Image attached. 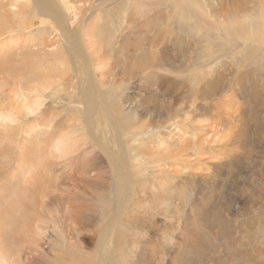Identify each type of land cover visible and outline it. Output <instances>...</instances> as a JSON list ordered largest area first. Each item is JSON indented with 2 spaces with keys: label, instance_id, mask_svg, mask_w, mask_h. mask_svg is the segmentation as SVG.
I'll return each mask as SVG.
<instances>
[{
  "label": "rangeland",
  "instance_id": "1",
  "mask_svg": "<svg viewBox=\"0 0 264 264\" xmlns=\"http://www.w3.org/2000/svg\"><path fill=\"white\" fill-rule=\"evenodd\" d=\"M14 1L15 0H0V2L3 3V7H6V5H7V7L4 10L11 12L13 14L12 16H16V13H18V10L23 8L22 5L20 7H18V5H17L15 11H12L11 7L8 5V3L9 2L12 4L16 3V1L15 2ZM108 1H110V2H108ZM138 1L142 3L141 4L142 6H140V4L139 5L136 4ZM21 2H23V1H21ZM104 2L106 3L103 6L104 8H105V5H107L108 3H109L108 6L115 5V3L116 4L117 3H123L124 5H123V15L120 17V19L116 18L115 23L111 22V21H110L111 24L108 23L109 21L106 20L107 18H105L103 16V18H102L103 22L101 21L100 25H102L101 30H103V29L104 30L101 31L102 33H100V32L97 33L98 37H99V34L102 37H99V38L97 37L96 38L97 40H94L91 37H89V39H91V40L88 39L91 42L94 41L92 46L95 44V49H94V46L92 48V46L90 45L91 43H89V45L91 47L87 45L88 49L92 53L95 51H98L101 54H102V52L103 53L106 52L104 55L103 63H101V65L97 66L95 69L98 76H99V74L101 75L102 83L100 84V87L102 89L104 88L101 91V94H103L102 95L103 99L109 105H114L117 101H120V102L122 101V103H125L124 101L132 100L133 98H135L134 100L137 101L136 98H138L137 93L139 92V89H140L141 95H144L148 92V90L150 88L149 91H152V93L158 97L156 101H153L151 103L152 106L154 104V108L157 106L156 111L160 112V110H162V109L167 110V108L169 106H172V104H173L174 109H177V108H181V109L179 111H177V113L172 111L171 114H169V116H168L169 121L167 123L166 128H163V127L152 128L148 132L150 135L151 134H158L159 136H162L160 138L165 139L167 141V144L165 146L164 145L160 146L158 143L153 142L150 145H148L149 147L146 149L152 150L151 152L156 153V155L158 154V157H161L162 155L166 154L167 150H169V149L171 151L177 150L178 144L179 145L184 144V143L187 145L192 144V139H191L192 135H194L193 137L196 138L195 142L197 141V143H198V146H195L194 144H192L193 146L191 145V147L188 146L190 148L187 149V151L185 152V157H184V159L185 158L187 159V162H191V164L194 166L195 169H193V167L190 168V170H189V168H187V170H185L181 173L178 171V168H176V167L175 168H168V169H170L169 172H170L171 176L173 177V178H171V184L176 188L175 190H173L174 194L170 193V197L168 199V202L164 206L165 210H167L168 212L163 211L164 209L163 210L161 209L162 201L160 199H158V201L156 202L157 204L159 203L158 205H156L157 208L150 209V206H149L150 205V198H149V199H147V201L145 200L144 202L140 203L139 214H140V216H143L142 219H143V221H145L144 226L142 228H141V223H139L138 228H136V230H134L133 228H130V227L126 228V226H124V225H120V230L124 234H128V235L133 234L136 237H138L135 240V245L132 248H129V245H126V244L124 245V247H123L124 253L122 255V257H123L122 258V264H223V263L230 264L233 261L229 257L227 251H225V250L222 251L221 250L222 247L220 250L217 251V248H216V247H220L222 245V243L224 244L225 237H221L219 235L218 228L216 226H214V224H213V221H212L214 219L213 215H214V213H216L215 211L219 212L218 210H215V208H218L219 206L221 207V205H220L221 203L225 204L221 207V209L223 210V218L226 217L227 221L231 225L232 224H238L237 226H234L236 228L235 231H234V229L231 228L232 229V231H231L232 236L236 239H246L247 235H248V237L252 236L248 233L245 236V230L247 228L243 231H239L238 229L240 227L239 225H243L249 220V218L251 217L250 216L251 211H254L255 209L253 207L252 208L248 207V206H251V204H249L248 206L245 205V203L242 202L243 200L242 201L239 200L236 197L237 195L234 194V192H232V194L230 193L231 195L226 196V194L222 191L224 193V195L221 197V196H218L219 192L217 191L216 192L217 194L216 193L213 194L214 198L210 199L208 201L210 204V206H208V207L210 209L207 208L205 211H203V210H201V207H203L205 205L204 199H205L206 195L210 196L208 191H205L202 194V192L198 189V186H196L195 189L191 192L187 191L188 192L187 194H185V192H184V194L179 195L177 192L175 193V191L177 190V185L179 184L180 178H184L181 174H184V176H186V174L190 171L188 173V175L190 173H193V174H196L197 176L201 177V176H206L207 173L212 171L211 168L209 167V165H207V163L210 162L211 159L214 157V155L217 154V152H216L217 150L215 151V149L218 148L217 145H219V142H220V141H218L220 138L216 142H214V143L212 142L214 140V136L217 135V134H215L217 129H214V128H217L218 124H220L221 119L224 117L225 118L230 117V121H231L232 125L237 126V123H236L237 116L240 114H245V113L241 112L244 110H247V115L249 117V125H250V127H251L250 129L252 131L254 129L258 128L257 126H258L259 121L262 123V126H263V129L261 130L262 132H261V139H260L262 141V145L261 144L255 145V143H254L255 139H253L252 136H250V138H246V140H244L246 142L248 139V141H250V143H254L255 150H256L254 152L251 151L252 153H249L250 154L248 156L249 161L246 160L244 163L246 164V166L248 165L249 167H251L250 170H253V173H259V174L264 173V158L261 157L262 154H264V151H262V149L264 148V132H263L264 131V98H263V96H264V87H263L264 86V44L259 45V44L251 43L249 46V49L251 48L250 50H252L253 52L255 50V52L254 53L252 51L250 52V50L248 48L246 49V52H245V48L242 49V47L244 46V42H243L244 40L242 39L243 36H245L244 31H242L240 29H236L233 32H231L230 29H228V27L225 24V23L228 24L229 20L232 21V18H234V17L239 19L240 17H249V16H251L250 14H255L256 11L258 12V10H260L262 7H264V0H194V2L199 4L200 8H198V9L187 8V11L189 12V14H187V16L186 15L182 16V18L180 16H178L174 11L175 10L174 9V7H175L174 0H157V1L156 0L155 1L149 0L148 1L150 4L149 6H147L148 2H147V5L144 6V4H146V0H119V2H118V0H114V2H113V0H104ZM154 2L156 3V5H154L155 4ZM94 3H96V4H94ZM98 3H99L98 1L97 2L95 1L92 3L91 12H89L90 14L88 15L89 18H92L95 16L96 11H97L96 7H98ZM74 4L76 7L82 8L81 3L76 2ZM230 5L233 7H231ZM152 6H154V7H152ZM156 6H158V7H156ZM30 7L26 11L27 14L21 15V16L18 15V16H16L15 19H13V23L7 22L5 24V25L11 24V25L18 26L19 24H21L22 20L23 21H30V22L33 21L34 25L30 31H28V32L23 31L20 33H18V32L15 33L16 36H18V34H19L23 40L19 43H18V41L13 42L12 44H9V42L6 43L7 40L5 38L0 40V105L3 104V106L8 105L11 100H14V101L16 100L14 98V92L16 91L15 86L17 84V81L14 78H11L12 75L9 73V69L17 71V74H13L14 77H17V76L19 77V75L24 74L23 72L25 70L27 71L28 68H30L31 62H35V58L32 57L33 56L32 52H36L35 54H39L38 49L39 48L42 49V47H43V46H40L41 40H40V42L36 43L37 39H42L41 35L44 33L43 32L41 34L40 31L36 32V30H38V29L40 30V28H39L40 27V25H39L40 16H38L36 14V11L32 12V10H34V7H35L34 5L32 6V8H30ZM92 8H93V10H92ZM106 8H107V6H106ZM204 8H205V10H204ZM158 9H159V11H158ZM165 9H167V10H165ZM235 9H237V10L235 11ZM239 9H241L240 10L241 12L239 11ZM167 11H168V13H166ZM169 12H170V14H169ZM66 13L69 16V21L71 23H73V24L77 23L78 12L76 13L74 8L67 7ZM176 16H178V17H176ZM185 17H186L187 21H186ZM100 20H101V18H100ZM188 20H190V23ZM161 22H163V23H161ZM121 24H123V25L121 26ZM225 26L227 29V34L229 36L226 35ZM42 27L47 28L46 36L50 37L52 35L51 31L49 30V29H51V28H49L50 26L45 25ZM158 28H160V30H158ZM190 29H191V31H189ZM193 30L195 32H192ZM196 30H198L199 32L209 31L211 36L208 38L202 37L200 34L196 33ZM158 32L161 34L158 35ZM30 33H33L34 35L31 36ZM181 33L183 34V36ZM217 33H218L219 37H218ZM221 33L223 34L224 38L221 35ZM230 34H231V36H230ZM160 35H162V36H160ZM16 36H15V38H16ZM188 36H189V38H188ZM167 37H169V38H167ZM180 37H182V38L180 39ZM101 38H103V40L105 38L104 41H107L106 40V38H107L109 40L108 43L107 42L105 43L103 41L104 43L101 44L102 41H100V42L98 41ZM153 38H155V39L153 40ZM7 39L11 40L10 38H7ZM178 39H179V43L177 41ZM232 39H233V41H232ZM175 40H176V42H175ZM95 41L100 43L99 48L96 45L97 43ZM152 41H154V43H152ZM169 41L170 42L173 41L175 49L173 48L172 42L170 44ZM182 42H185V43H182ZM208 42L212 43V44L209 45ZM232 42H234L235 44ZM242 42H243V44H242ZM107 44H110V45H108L110 47H106L107 48L106 49L104 46H106ZM116 44H117V46H116ZM157 44H158V46L155 47ZM182 44H184V45H182ZM207 44H208V46H207ZM233 44L235 45V47ZM102 45H103V48H101ZM152 45H154V46H152ZM164 45L167 46V47H165L166 49L164 48ZM169 45H171V47ZM248 45H249V43H248ZM184 46H185V48H184ZM152 47H154V48L151 51H158L159 54L161 53V51L163 52V53H161V55H163V57H165V58H167V60H169L170 66H163L162 67L163 69H161V66H159V65H156L155 69H154V67L148 68V65H146L145 61H142V59H144L146 57L145 55H146L147 51H150V49ZM200 47H201V49H200ZM118 48H120V50ZM176 49H178V50L176 51ZM192 49H193V51H192ZM111 50H113V52H111ZM165 51H166V53L169 52L170 56L167 54L168 56L166 57V54H164ZM178 51L180 52L179 54H178ZM207 52H208V55H207ZM216 52H217V54H216ZM5 53H6L7 57H6V55H4ZM220 53H221V55H220ZM108 54H112V55L109 56ZM181 54H183V56ZM196 54L198 57L196 56ZM200 56H201V58H200ZM204 58H206V59H204ZM53 59H54V57L51 60H53ZM109 59H110V61H109ZM182 59L184 60L185 63L183 62ZM116 60H117V62H116ZM187 62H188V64H187ZM198 62H200V63L198 64ZM191 64H193V65L196 64L194 66L192 65L193 69L192 68L189 69V67H191ZM256 64H257V66H256ZM173 65H174L175 70H176L175 72L173 69L174 67L172 68ZM213 66H214V68H213ZM234 66L236 67V69ZM165 67H166V69H164ZM170 67L172 68V70ZM202 68H205V69L203 70ZM152 69H154V70H152ZM182 69H183V71H182ZM19 70H21V72ZM145 70H147V71H145ZM191 70H192V73H191ZM213 72H214V74H213ZM250 73H251V75H250ZM178 74H180V75L182 74V76H180ZM15 75H17V76H15ZM152 75H154V76H152ZM162 75H163V77H161ZM169 75L171 78L169 77ZM218 75H220V76H218ZM150 76H152V77H150ZM233 76H235V77H233ZM74 77H75V75H74ZM156 77L158 79L159 78L170 79L173 81V83L177 80V82H176L177 86H176L174 93H171V94L167 93L165 91L166 87L162 86ZM209 77H210V79H209ZM112 79L116 83L121 82L120 87L117 86V84L111 85V84L106 83L107 81H109V80L111 81ZM186 80H187V82H186ZM75 81H76L75 78L71 79L69 81L68 86L64 85L65 88L70 87V90H73L72 85L74 86ZM156 81H158V82H156ZM208 85H209L210 89L208 88ZM151 86H152V88H151ZM115 87H118V89H115ZM122 87H123V89H122ZM160 87H161V89H159ZM194 87H196V88H194ZM191 88H193V89H191ZM211 88H212V90H211ZM203 89H205V90H203ZM76 90H74L73 94L69 95L68 97L65 95L61 96V98L63 99L62 102H60V100H56L54 102L53 99L46 97L45 107H43V109L39 115L32 116L33 118H30V119L23 118L22 119L21 117H19V119H18L19 121L17 120L16 122H13V123H10L9 120H7L6 122H2L3 118H0V122H2V123H0L2 125V127H0V153L4 152V150H7V149L10 150V148L12 149V146H13L14 150H13L12 155H13V157H15L16 151H17V143H18V141H21L20 140L21 138H24V135L22 136V130L24 131L25 128L29 129L30 126H32L33 123L38 120L39 121V124H38L39 128H36V130H34V131H36V132L39 131L38 134L40 135V139L43 142H45V140H48V138H49L48 141L51 142V144L53 145L55 139L57 137H59V135L62 132L66 131L65 129H67V128L65 127V125L70 126V125L75 124L76 128H74V135H72V137L77 140L76 146H77L78 153L85 151V150H88V151L92 150V153L97 154L99 156L101 155V157H102V153L99 152L95 148V146L92 143V139L85 132L86 129L80 127V122L78 120L79 116L77 115V111H76V107H80V105L78 104L77 101L76 102L69 101V99L71 97L76 96V94L78 93V90L77 91ZM162 90H164V92ZM192 90H194V91H192ZM211 91H213V92H211ZM184 92H186L189 96ZM121 93L123 94L122 95L123 100H121ZM223 93L225 94V97L222 96ZM61 94H63V93H61ZM111 94H113L112 97H111ZM128 94H130L129 95L130 98L125 100V96H128ZM208 95H210L211 97ZM258 95L262 96V97L260 98ZM159 96H162L163 98L162 97L159 98ZM109 97H111V98H109ZM184 97H185L186 101H185ZM255 97H257V98L255 99ZM212 98H213V102H211ZM74 99H76V98L74 97ZM255 100H256V102H255ZM169 101H171V102H169ZM187 101H189V102L187 103ZM195 101H196V103H195ZM223 101L225 102V104L227 103V105H225L226 107L224 106ZM133 103H135V102L129 103V106H130V104L132 105ZM205 105H206V107H205ZM242 105H244V106H242ZM166 106H168V107H166ZM191 106H192V108H191ZM72 107L74 108V110L72 109ZM162 107H164V108H162ZM67 109H71V110H69L67 112ZM194 109L197 111V113ZM193 110H194V112H193ZM251 110H253V111H251ZM2 112H4V111H2ZM2 112L0 111V113H2ZM200 112H202V114ZM226 112H228V113H226ZM130 113H132L134 116H136L135 113H133V112H130ZM192 113H195V114H192ZM203 114H204V116H203ZM189 116L191 118H189ZM186 117H188V118H186ZM130 119H132V118H130ZM191 119H192V121H191ZM50 120H53V121H50ZM62 120H64L65 125H59L58 126L57 122H60ZM186 120H187V122L189 120L190 123L185 122ZM200 120H202V122ZM203 120H204V122H203ZM123 121L127 122L128 120L124 119ZM251 122H253V123H251ZM47 123H50V125L52 124L53 126L48 128ZM177 123H178V125H177ZM207 124H208V126H207ZM212 124H214V127ZM251 124H253V125H251ZM184 125H186V126H184ZM238 125L240 126V124H238ZM8 126H10V127L8 128ZM201 128L204 129V131ZM62 130H65V131H62ZM170 130H171V132H170ZM192 130L195 132L194 134L191 133ZM58 131H60V132L58 133ZM187 131H189V132H187ZM30 132H31V134H33V130ZM199 132H201V133H199ZM147 137H148V135L145 134L144 139ZM207 137H209V138H207ZM11 138H13V139L18 138L17 143L15 145L13 144L11 146V144H9ZM168 138H169V140H167ZM175 139H177V140H175ZM204 139H206V140H204ZM25 140H27V138ZM205 141L208 143L207 145H203L206 143ZM155 144H156V146H155ZM45 145H47V144L45 143L44 146ZM52 145L49 148L45 147L46 150L43 149V151L46 152L45 154H51L52 153V156L49 155L50 160H48L47 162H44V164H47V166L49 168V169H47L48 170L47 171L48 172V178L52 179L55 182L54 183L51 182V184H49L45 188L46 197H44L43 204H42L44 206V209L39 210V213H41V216L45 220V224L43 225V232L41 234V238L38 240V243H37L39 246L38 252L35 251L34 249L32 251H28L26 249V244L23 243V241H25L26 237L29 234L28 230L25 233H23V235L21 237L22 239L21 238L17 239L18 237L16 235L12 238V240L9 239L10 246L12 247V249H17V250L20 247L19 251L16 252V254L20 256V258H19L20 264H25V263L30 264L29 261L31 260V258H33V257L35 258V256L37 258L38 254H40V255L43 254L44 256L48 257V254H46L48 252V247L51 246L50 245L51 243H53V239H54L53 236H55V237L57 236L56 232L52 231L53 224L48 220L53 219L55 216V218H57L56 219L57 224H55V225L57 227H59L60 229L63 228L62 231L65 233V237H66L65 242H66V246H67L66 247L67 252H63V253L61 252L62 256L65 253L70 255V257L68 255L64 256V258L62 260L66 261L68 264H88V263L95 264V261L89 260V259H91L90 256H92V253L94 251V245H95V242L91 243V240L89 238H91L90 237L92 234L91 228H92V224H94V218H96L97 213L96 212L93 213L94 211L89 210V212H87L86 214H84L81 217V220L76 225L75 224L70 225V223L67 222L66 219L64 220V216H67L69 212L67 211V209H66L67 206L62 201V198L63 197L65 198L66 196H69L68 198H73L74 196H73L72 190H74L76 192L75 197H77V196L81 197L84 194L86 198L92 199L93 198V190H94V188L98 182L96 180L95 181H89V180H93V178H95L96 175L98 176L99 173H104V177H105V175L108 176L109 172H110L108 165H107L106 161L104 160V158L102 157L103 160L105 161L104 162L105 164L90 165V166L87 165V167L82 170V166L80 164L81 162H79L76 164L77 165L76 168L73 169V166L71 167L72 171H71L70 175L72 177L69 178V175H68L69 170L63 169L62 168V161H60V163H57L56 162L57 159H55L53 157L55 152L51 151ZM26 146L32 147L30 142H29V145H26ZM203 146L206 149L203 148ZM209 146H211V148ZM212 146H214V148ZM47 148H48V150H47ZM202 148H203V150H202ZM208 149H210V150H208ZM220 150L224 151V148H220ZM14 151H15V154H14ZM214 151H215V153H214ZM189 152L190 153L192 152V153L190 154ZM3 154L4 153L1 154L2 156H0V168L5 167L4 163H6V159H4ZM228 154H230L229 151L227 152L226 155H228ZM243 155H245V154H243ZM52 158H54V159L52 160ZM148 161H150L149 156H144L142 158V163L146 164V165L144 164L145 165L144 167H146L145 178H147V180H149L150 178H153V179L159 178L162 174H160L159 176L155 175L152 177V175H151L152 168L149 165ZM199 163H202V165L200 166ZM162 164L165 165V163H162ZM246 166H245V170H242L243 172L241 171V173H240V175L242 177H244L246 175L247 176L251 175V173L247 174V169L249 167H246ZM4 170L7 172L9 171L8 175H11V166H10V168L6 167ZM1 171H0V174L2 173ZM58 176H60L59 180L56 179V177H58ZM107 176L105 177V180H106ZM74 178L76 179V184H78V185L74 184L75 187L72 189L70 184H72L71 180H73ZM193 178H197V177H193ZM207 178H208V176H207ZM249 178H250L249 176H248L247 180H243V178H240L238 180V183L239 184L240 183L245 184L246 181L250 182ZM140 180H142V179L140 178ZM255 180L256 179L252 178V182H251V186L253 188H255V190H250L248 188L247 184H246L247 186L246 185L243 186L244 189L247 187L245 189L246 191H243V194L245 195L244 197H247L249 199V201L256 200V199L260 200V199H262L261 198L262 196L264 198V194H263L264 190L262 191V193H260L259 190H257L260 184L264 185V181L259 182L257 180L255 181ZM140 183L141 182L139 181V184ZM86 184H89V185L86 186ZM206 186H207V184H206ZM138 195L140 197L141 196L144 197L143 193L142 194L136 193L134 197H138ZM215 195H217V197ZM178 197L180 200L178 199ZM0 198H1V194H0ZM182 198H184V199H182ZM10 200H11V196H10L9 201ZM12 200H14V199L12 198ZM178 200L182 201L184 207H182L176 211V209H174V206L180 205V202ZM184 203H185V205H184ZM262 203H264V200ZM202 204H204V205H202ZM3 205L4 206L6 205V204H4V200L0 201V212H2V215L4 214L3 213L4 207H2ZM195 207L197 210L195 209ZM245 207H248L245 211L249 213V216H246V212H242V209H244ZM134 209L135 208H133L132 206L130 208H128V210L125 212L123 217L128 218V216L134 215L135 212H137V210L135 211ZM94 210H96V208ZM239 212H242L245 215L243 216V214H242V216L237 218L238 216L236 217V214H238ZM9 214H13V212H10ZM20 214H21V211H19L15 215V217H18ZM33 214H35V213H33ZM5 217H6V219H4V224H7V219H9V218L7 216H5ZM30 217L32 218V216L29 215V218H28L29 221H30ZM263 221H264V217H263ZM29 227L33 228V225L30 224ZM4 228H5L4 229L5 234L8 233V227H4ZM167 228H169V229L167 230L168 232L166 233ZM252 228H256V229H252ZM247 231H250V232L253 231V232H256V234L257 233L259 234V235H257L258 238H255V240L256 239L257 240H256V242H254V246H255V249H259V248H257V246H259L260 247L259 250L264 251V228L258 223V224H255L254 226H251L250 228H248ZM163 235H165V236H163ZM197 236L200 239H198ZM4 238L0 237V241L4 242V240H5ZM201 238H202V240H201ZM194 239H195V242H194ZM93 240H95V239H93ZM79 248L83 249L84 252H82V254H81V252L80 253L78 252L80 250ZM252 252H254V251H252ZM253 254L256 257L263 258V256H260V254L257 252H255ZM261 254H262V252H261ZM72 256H73V259H72V261H70L69 258H71ZM92 257H94V256H92ZM68 259H69V261H68ZM221 260H224L223 263L219 262ZM55 261L56 260H52L50 262V264H55ZM9 262H10V264L14 263V261L13 262L9 261ZM59 262L60 261H58L57 264H59ZM36 264H44V263L43 262L41 263L40 261H38V263H36Z\"/></svg>",
  "mask_w": 264,
  "mask_h": 264
},
{
  "label": "bare ground",
  "instance_id": "2",
  "mask_svg": "<svg viewBox=\"0 0 264 264\" xmlns=\"http://www.w3.org/2000/svg\"><path fill=\"white\" fill-rule=\"evenodd\" d=\"M15 1H16V3H13V4L10 2L8 3V5L11 7L12 11H15L17 5H18V7H20L21 5L23 6V8L18 10V13H16V16H18V15L21 16V15L27 14L26 11L29 9V7L31 6L30 8H32L33 5L35 6L34 10H32V12L36 11V14L38 16H40V19H39L40 30L38 29V30H36V32L40 31L41 34L44 32L41 35L42 39H37L36 43L40 42V40H41L40 46H43V47H42V49L41 48L38 49L39 54H35L36 52H32L33 53L32 57L35 58V62H31L30 68H28L27 71L25 70L26 72L24 71L23 72L24 74L19 75V77L17 75H15L17 77H14L13 74H17V71L9 69V73L12 75L11 78H14L17 81L16 86L14 85L15 90H16L14 92V98L16 100L15 101L11 100L8 105H4V106H3V104L0 105V111L1 112L4 111V112L0 113V118H3L2 122H6L7 120H9L10 123L16 122L19 119V117H21L22 119L23 118H25V119L33 118L32 116L39 115L41 113L43 107H45L46 97L53 99L54 102L56 100H60V102H62L63 99L61 98V96L65 95L68 97L69 95L73 94L74 90H76V89L78 90V93L76 94V96H74L76 99H74V97H71L69 99V101H74V102L77 101L78 104L80 105V107H76L77 115L79 116L78 120L80 122V127L86 129L85 132L92 139V143L95 146V148L99 152L102 153V157L106 161L110 172H109L108 176L105 175V177L107 176L106 180L104 177V173H99L98 176L96 175V177L93 178V180H89V181H95L96 180L98 182L96 184L94 190H93V198L92 199L86 198L84 194L81 197L80 196L75 197L76 192L74 190H72V191H73V196L75 198L74 197L68 198L69 196L62 198V201L64 202V204H66V206H67L66 209L69 212L67 216H64V220L66 219V221L69 222L70 225H72V224L76 225L81 220V217L84 214H86L87 212H89V210L94 211L93 213L96 212L97 215H96V218H94V224H92V228H91L92 229V231H91L92 234L90 236L91 238H89L91 240V243L95 242L94 251L92 253V256H94V257L90 256L91 259H89V260L95 261V264H122V258H123L122 255L124 253V251H123L124 245L125 244L129 245V248H132L135 245V240L138 237H136L133 234H129V235L124 234L120 230V225H124V226H126V228L130 227V228H133L134 230H136V228H138L139 223H141V228H142L144 226L145 221H143V219H142L143 216H140V214H139L140 203L144 202L145 200L147 201V199H149V198H150V205H149L150 209L157 208L156 205H158L159 203L157 204L156 202L158 201V199H160L162 201L161 209L162 210L164 209L163 211H167V210H165L164 206L168 202V199L170 197V193H173V190L176 189L171 184V178H173V177L171 176V174L169 172L170 169H168V168H175L176 167V168H178V171L181 173L183 171L187 170V168H189V170L192 167H193V169H195L194 166L191 164V162H187V159L186 158L184 159V157H185V152L187 151V149H189L191 147L192 144H194L195 146H198L197 141L195 142L196 138L193 137L194 135H192V138H191L192 144H188V145L185 143L180 144V145L178 144V148L176 147L177 150L171 151L169 149V150H167L166 154L162 155L161 157H158V154L156 155V153L151 152L152 150H147L146 148H148L149 147L148 145H150L153 142L158 143L160 146H163V145L165 146L167 144V141L165 139L160 138L162 136H159L158 134H151L150 135L148 132L152 128H159V127L166 128L167 123L169 121V118H168L169 114H171L172 111L177 113V111H179L181 108L174 109L173 104H172V106H169V107L166 106V107H168L167 110L162 109V110H160V112L156 111L157 106L154 108V104L152 106L151 103L153 101H156L158 97L155 96L152 93V91H149L150 88H149L148 92L144 95H141V92L139 89V92L137 93L138 98H136L137 101L134 100L135 98H133L132 100H127L130 98V96H129L130 94H128V96H125V100H127V101H124L125 103H122V101L121 102L117 101L114 105H109L103 99V97H102L103 94H101V91L104 88L102 89L100 87V84L102 83L101 75L99 74V76H98L95 69L97 66L101 65V63H103L104 55L106 52H104V53L102 52V54H101L98 51H95L92 53L88 49V46H90V45L92 46L94 41L93 42L89 41V40H91V39H89V37H91L94 40H97L96 39L98 37L97 33H99V32L102 33L101 31H103L104 29L101 30L102 25H100V23L102 21L103 16L105 18H107L106 20H108L109 21L108 23H110V24H111V22L115 23L116 18L120 19V17L123 15V5H124L123 3H117V4L115 3V5H110V6H108L109 5V3H108L107 5H105V8H104L103 6H104V4H106L105 3L106 1L104 2V0H15ZM21 1H23V2H21ZM95 1L99 2L98 7H96V10H97L96 14L94 17L89 18L88 15L90 14L89 12H91L92 3ZM148 1L146 0V4H144L145 2L143 3L144 6L147 5ZM153 1H155V0H153ZM76 2L81 3L82 8L76 7L74 4ZM108 2H110V1H108ZM113 2H114V0H113ZM118 2H119V0H118ZM94 4H96V3H94ZM136 4H138V5L140 4V6H142L141 5L142 3L139 1ZM149 5L150 4L148 2L147 6H149ZM154 5H156V3ZM174 5H175V7H174L175 13L178 16H180L181 18H182V16H185V15L187 16V14H189V12L187 11V8H190V9L200 8L199 4L194 2V0H177V1L174 0ZM106 6H107V8H106ZM6 7H7V5H6ZM6 7H3V3L0 2V38H1L0 40L5 38L7 40L6 43L9 42V44H12L13 42H16V41H18V43H19L23 39L19 34H18V36H16L15 33H17V32L20 33L23 31H27V32L30 31L34 25V22L22 20L21 24H19L18 26L11 25V24L5 25L7 22L13 23V19L16 18V16H12L13 14L11 12L4 10ZM67 7L74 8L76 13L78 12L77 23L73 24L69 21V16L66 13ZM152 7H154V6H152ZM156 7H158V6H156ZM231 7H233V6H231ZM92 10H93V8H92ZM165 10H167V9H165ZM204 10H205V8H204ZM236 10L237 9H235V11ZM240 10L241 9H239V11ZM158 11H159V9H158ZM166 13H168V11ZM169 14H170V12H169ZM250 15L251 16H249V17H240L239 19L234 17V18H232V21L229 20L228 24L225 23L231 32H233L236 29H240V30L244 31L245 36H243V38H242L244 40L243 41L244 46L242 47V49L245 48V52H246L247 48L249 49V46L251 43L259 44V45L264 44V7H262L260 10H258V12L256 11L255 14H250ZM178 16H176V17H178ZM100 18H101V20H100ZM185 19H186V17H185ZM190 20H188L189 23H190ZM186 21H187V19H186ZM161 23H163V22H161ZM45 25H49L50 26L49 28H51V29L48 28L52 34L50 37L46 36L47 28L42 27ZM122 25L123 24H121V26ZM226 26H225L226 35H228ZM158 30H160V28H158ZM189 31H191V29ZM192 32H195V31L193 30ZM196 33L200 34L202 37L208 38L211 36L209 31L199 32L198 30H196ZM159 34H161V33L158 32V35ZM30 35L33 36L34 34L30 33ZM217 35H218V33H217ZM221 35L223 36L222 33H221ZM15 36H16V38H15ZM160 36H162V35H160ZM182 36H183V34H182ZM230 36H231V34H230ZM99 37H102V36H100V34H99ZM218 37H219V35H218ZM7 38H10L11 40H8ZM167 38H169V37H167ZM181 38L182 37H180V39ZM188 38H189V36H188ZM223 38H224V36H223ZM154 39L155 38H153V40ZM233 39H232V41H233ZM104 40H105V38H104ZM104 40H103V38H101L98 41L99 42L102 41L101 44H103L104 42L108 43V41H109L107 38H106L107 41H104ZM173 41H171L172 44H173ZM177 41L179 43V39ZM99 42H96L97 43L96 45L98 46V48L100 46ZM171 42H170V44H171ZM175 42H176V40H175ZM243 42H242V44H243ZM89 43H91V44L89 45ZM152 43H154V41H152ZM182 43H185V42H182ZM232 43H234V42H232ZM248 43H249V45H248ZM210 44H212V43H209V45ZM108 45H110V44H107L104 47L105 48L110 47ZM182 45H184V44H182ZM93 46L95 49V44ZM93 46H92V48H93ZM116 46H117V44H116ZM152 46H154V45H152ZM157 46H158V44L155 47H157ZM169 46L171 47V45H169ZM207 46H208V44H207ZM165 47H167V46L164 45V48ZM234 47H235V45H234ZM101 48H103V45L101 46ZM153 48L154 47H152L150 49V51H147V53L145 55L146 57L144 59H142V61H145L146 65H148V68L154 67V69H155L156 65H159V66H161V69H163L162 68L163 66H170L169 60H167V58H165V57H163V55H161V53H163V52L161 51V53L159 54L158 51H151ZM173 48H174V44H173ZM184 48H185V46H184ZM118 49L120 50V48H118ZM200 49H201V47H200ZM177 50L178 49H176V51ZM192 51H193V49H192ZM251 51L252 50H250V52ZM111 52H113V50H111ZM254 52H255V50H254ZM179 53L180 52L178 51V54ZM164 54H166V57H167L169 55V52L166 53V51H165ZM216 54H217V52H216ZM4 55H6V53ZM108 55L110 56L112 54H108ZM181 55L183 56V54H181ZM207 55H208V52H207ZM220 55H221V53H220ZM196 56H197V54H196ZM6 57H7V55H6ZM53 57H54V59L51 60ZM200 58H201V56H200ZM110 59H109V61H110ZM204 59H206V58H204ZM116 62H117V60H116ZM183 62H184V60H183ZM199 63L200 62H198V64ZM187 64H188V62H187ZM196 64H194V65H196ZM192 65L193 64H191V67H189V69L192 68ZM214 66H213V68H214ZM256 66H257V64H256ZM173 67H174V65L172 66V68ZM172 68H171V70H172ZM154 69H152V70H154ZM164 69H166V67ZM173 69L175 72L176 71L175 67ZM202 69L204 70L205 68H202ZM235 69H236V67H235ZM19 71L21 72V70H19ZM145 71H147V70H145ZM182 71H183V69H182ZM191 73H192V70H191ZM213 74H214V72H213ZM74 75H75V77H74ZM178 75H180V74H178ZM250 75H251V73H250ZM152 76H154V75H152ZM152 76H150V77H152ZM180 76H182V74ZM218 76H220V75H218ZM161 77H163V75ZM169 77H170V75H169ZM233 77H235V76H233ZM73 78L76 79L74 86L72 85L73 90H70V87L65 88V86H68L69 81ZM209 79H210V77H209ZM158 81L160 82V84L162 86L166 87L165 91L167 93H169V94L174 93L176 86H177V84H176L177 80L173 83V81L170 79L159 78ZM158 81H156V82H158ZM186 82H187V80H186ZM106 83L111 84V85L117 84V86H119V87L121 84V82L116 83L113 79L111 81L110 80L107 81ZM151 88H152V86H151ZM194 88H196V87H194ZM208 88H209V85H208ZM212 88H211V90H212ZM115 89H118V87H115ZM122 89H123V87H122ZM159 89H161V87ZM191 89H193V88H191ZM203 90H205V89H203ZM162 91L164 92V90H162ZM192 91H194V90H192ZM211 92H213V91H211ZM61 93H63V94H61ZM184 93H186V92H184ZM113 94H111V97ZM122 95L123 94L121 93V100H123ZM208 96H210V95H208ZM222 96L225 97V94L223 93ZM111 97H109V98H111ZM160 97H162V96H159V98ZM259 97L261 98L262 96H259ZM256 98L257 97H255V99ZM263 98H264V96H263ZM184 99H185V97H184ZM185 101H186V99H185ZM131 102H135V103H133L132 105L130 104V106H129V103H131ZM169 102H171V101H169ZM188 102L189 101H187V103ZM211 102H213V98H212ZM255 102H256V100H255ZM195 103H196V101H195ZM225 105H227V103L225 104V102H224V106ZM244 105H242V106H244ZM192 106H191V108H192ZM205 107H206V105H205ZM162 108H164V107H162ZM72 109L74 110L73 107H72ZM69 110H71V109H67V112ZM194 110H193V112H194ZM244 111H241V112L245 113L246 115L239 113L240 115L237 116V119H236L237 126L232 125V123L230 121V117L229 118L224 117L221 119L220 124H218L217 128H214V129H217V131L215 132V134H217V135L214 136V140L212 142L213 143L216 142L219 138L220 139L218 141H220V142H219V145H217L218 148L215 149V151L217 150L216 151L217 154L214 155V157L211 159V161L207 163V165H209V167L211 168L212 171L207 173L206 176H201V177L197 176L196 174H193V173H190L188 175V173L190 171L186 174V176H184V174H181L184 178H180L179 184L177 185V190L175 191V193L177 192L179 195L184 194V192H185V194H187L188 193L187 191H189V192L193 191L196 186H198V189L202 192V194L205 191H208L210 196L206 195V197L204 199L205 205L202 204L204 206L201 207V210H203V211H205L207 208L210 209L208 207V206H210L208 201L210 199L214 198L213 194L216 193L217 191L219 192L218 196H221V197L224 195V193L226 194V196H229L232 194V192H234V194L237 195L236 197L241 201L243 200L242 202L245 203V205L248 206L249 204H251V206H248V207H251V208L253 207L255 209L254 211H251V214H250L251 217L249 218V220L245 224L239 225L240 226L238 229L239 231H243L246 228L248 229L251 226H254L255 224H258V223L264 228V221H263L264 203H262L264 200L263 196L261 197L262 199H260V200L256 199V200L249 201V199L247 197H244L245 195L243 194V191H246L245 189L247 188L246 187L244 189L243 186L246 184L248 185V188L250 190H255V188H253L251 186L252 178L256 179L259 182L264 181V173H262V174L253 173V170H250L251 167H249L248 165L246 166V164L244 163L246 160L249 161V157H248L250 155L249 153H252L251 151H253V152L256 151L255 145H258V144L262 145V141L260 139H261V132H262L261 130L263 129V126H262V123L259 121L258 126H257L258 128L254 129L252 131L250 129L251 127L249 125V117L247 115V110H244ZM251 111H253V110H251ZM130 112L135 113L136 116H134ZM196 113H197V111H196ZM200 113L202 114V112H200ZM226 113H228V112H226ZM192 114H195V113H192ZM203 116H204V114H203ZM130 118H132V119H130ZM186 118H188V117H186ZM189 118H191V117L189 116ZM124 119H127L128 121L124 122L123 121ZM50 121H53V120H50ZM191 121H192V119H191ZM200 121L202 122V120H200ZM2 122H0V123H2ZM185 122H187V120ZM188 122H189V120H188ZM203 122H204V120H203ZM251 123H253V122H251ZM38 124H39V121L37 120L36 122L33 123L32 126H30L29 129L25 128L24 131L22 130V136L24 135V138H21L20 139L21 141H18V143H17L18 138H16V139L14 138L15 140L13 138L10 139L9 144H11V146L13 144L15 145L17 143V151H16L15 157H13V155H12L13 150H14L13 146H12V149L10 148V150L7 149V150H4V152L0 153V156H2L1 154L4 153L3 156H4V159H6V163H4L5 167L0 168V171L2 170L1 171L2 173L0 174V194H1L0 201L4 200V204H6L5 206L4 205L2 206V207H4V212H3L4 214L2 215V212H0V237H3V238L5 237L4 238L5 243L0 241V249H1L0 250V252H1L0 253V264H10L9 261H12V262L14 261V263H11V264H20V260H19L20 256L16 254V252L19 251L20 247L18 248V250L12 249V247L10 246L9 239L12 240V238L15 235L18 237L17 239H19L22 237L23 233H25L27 230H28L29 234L26 237L25 241H23V243L26 244V249L28 251H32L34 249L37 252L39 249V246L37 243H38V240L41 238V234L43 232V225L45 224V220L41 216V213H39V210L44 209V206L42 204H43L44 197H46L45 188L49 184H51V182L54 183L55 181L48 178V172H47L48 170L47 169H49V168H48L47 164H44V162H47L48 160H50L49 155L52 156V153L51 154H45L46 152H44L43 149H45V147L49 148L52 144H51V142L48 141L49 138H48V140H45V142H43L40 139V135L38 134L39 131H37V132L34 131V130H36V128H39ZM47 124H48V128L53 126L52 124L50 125V123H47ZM238 124H240V126ZM57 125L58 126L59 125H65L64 120L57 122ZM177 125H178V123H177ZM212 125L214 127V124H212ZM251 125H253V124H251ZM184 126H186V125H184ZM207 126H208V124H207ZM0 127H2L1 124H0ZM9 127L10 126H8V128ZM65 127L67 128V129H65L66 131L62 130L65 132H62L59 135V137H57L55 139V141L52 145L51 151L55 152L53 157L55 159H57L56 162L60 163V161H62V168L69 170V172H68L69 178L72 177L70 175V173L72 171L71 167L73 166V169L76 168V166H77L76 164L79 162H81L80 164L82 166V170L84 168H86L87 165L90 166V165L105 164L104 163L105 161L103 160L101 155L99 156L97 154L92 153V150L91 151L85 150V151L78 153L77 146H76L77 140L72 137V135H74V128H76L75 124L70 125V126L65 125ZM32 130H33V134H31V132H30ZM202 130L204 131V129H202ZM59 132L60 131H58V133ZM170 132H171V130H170ZM187 132H189V131H187ZM191 133L194 134L195 132L192 130ZM199 133H201V132H199ZM145 134H147L148 137L144 139ZM250 136H252L253 139H255L254 140L255 145H254V143H250V141H248V139L246 142L244 141V140H246V138H250ZM26 138H27V140H25ZM207 138H209V137H207ZM167 140H169V138ZM175 140H177V139H175ZM204 140H206V139H204ZM29 142H30L32 147L26 146V145H29ZM45 143L47 145L44 146ZM207 144L208 143L206 142L203 145H207ZM155 146H156V144H155ZM188 146H190V147H188ZM209 147L211 148V146H209ZM212 147L214 148V146H212ZM48 148H47V150H48ZM203 148H205V147L203 146ZM203 148H202V150H203ZM220 148H224V151L223 150L221 151ZM263 149H262V151H264ZM208 150H210V149H208ZM215 151H214V153H215ZM228 151L230 152V154L226 155ZM14 154H15V151H14ZM243 154H245V155H243ZM144 156H149V158H150V161H148V163L152 168V170H151L152 177L155 175L159 176L160 174H162L159 178H154V179L150 178L149 180H147V178H145L146 167H144V166L146 164L144 163L145 164L144 165L142 163V158ZM261 157L264 158V154H262ZM54 158H52V160ZM162 163H165V165H163ZM199 165L201 166L202 163H199ZM10 166H11V175H8L9 171L7 172L4 169L6 167L10 168ZM245 166L249 167L247 169V174L251 173V175H248L250 177L249 178L250 182L246 181L245 184L244 183L239 184L238 180L240 178H243V180L248 179L247 175L244 177H242L240 175L241 171L245 170ZM192 176L197 177V178H193ZM207 176H208V178H207ZM59 178H60V176L56 177V179H58V180H59ZM140 178L142 180H140ZM139 181L141 182L140 183L141 185L139 184ZM71 183L72 184H70V186L73 189L75 187L74 184H76V179L74 178L73 180H71ZM206 184H207V186H206ZM76 185H78V184H76ZM88 185L89 184H86V186H88ZM257 190H259V192L262 193V191L264 190V185L260 184ZM136 193H141V194L143 193L144 197H142V196L140 197L139 195H138V197H134ZM10 196H11V200L9 201ZM215 196L217 197V195H215ZM12 198L14 200H12ZM178 199H179V197H178ZM182 199H184V198H182ZM179 202H180V205L174 206V209H176V211L178 209L184 207L182 201H179ZM184 205H185V203H184ZM220 205L222 207L225 204L221 203ZM131 206L133 208H135L134 210L135 211L137 210V212H135L134 215L128 216V218H124L123 215L128 210V208H130ZM221 207L219 206L218 208H215V210H218L219 212L215 211L216 213H214V215H213L214 219L212 220L214 226H216L218 228L219 235L221 237H225L224 244L222 243V245L220 247H216L217 251L220 250L221 247H222V249H221L222 251L223 250L227 251L229 257L233 261L232 263L229 262L230 264H264V251L263 250L260 251L259 246H257V248H259V249H255V246H254V242H256V240H257V239L255 240V238H258L257 235H259V234L258 233L256 234V232H253V231H251V232L247 231V229H246L245 230V236L247 235V233L252 235V236L248 237V235H247L246 239L234 238L232 236L231 231H232V229H234V231H235L236 228L234 226H237L238 224H232L231 225L227 221L226 217L223 218V210L221 209ZM248 207H245L244 209H242V212H246L245 210ZM95 208H96V210H94ZM195 209H196V207H195ZM19 211H21V214L18 217H15V215ZM10 212H13V214H9ZM242 212H239L238 214H236V217L238 216L237 218H239L240 216H242V214H243ZM33 213H35V214H33ZM29 215L32 216V218L30 217V221L28 220ZM244 215L245 214H243V216ZM5 216H7L9 218V219H7V224H4V219H6ZM246 216H249L248 212H246ZM56 219L57 218H55V216H54L53 219L48 220L53 224L52 231L56 232V235H57L56 237L53 236L54 237L53 243H51V244L49 243L51 246H49V247L47 246L48 252L46 254H48V257L44 256L43 254H41V255L38 254L37 258H36V256H35V258L34 257L31 258V260L29 261L30 264H36V263H38V261H40L41 263L43 262L44 264H50V262L52 260H56L55 264H57L58 261H60L59 264H68L66 261L62 260L64 258V256L68 255L67 253H65L62 256L63 252H67V249H66L67 246H66V242H65V239H66L65 233L62 231L63 228L60 229L59 227H57L55 225V224H57ZM30 224L33 225V228L29 227ZM4 227H8V233H6V234L4 232V229H5ZM168 229L169 228L166 229V233L168 232L167 231ZM252 229H256V228H252ZM165 235H163V236H165ZM93 239H95V240H93ZM198 239H200V238L198 237ZM201 240H202V238H201ZM194 242H195V239H194ZM252 251H254V252H252ZM78 252L79 253L81 252V254H82V252H84V251H83V249H80ZM255 252L259 253L260 256H263V258L256 257L253 254ZM261 252H262V254H261ZM68 256L70 257V255H68ZM69 259H70V261H72L73 256ZM69 259H68V261H69ZM223 261L224 260H221L219 262L223 263ZM88 264H91V263H88ZM223 264H225V263H223Z\"/></svg>",
  "mask_w": 264,
  "mask_h": 264
}]
</instances>
